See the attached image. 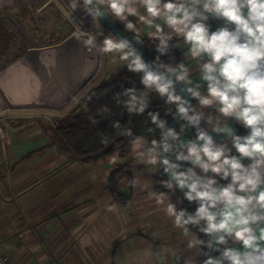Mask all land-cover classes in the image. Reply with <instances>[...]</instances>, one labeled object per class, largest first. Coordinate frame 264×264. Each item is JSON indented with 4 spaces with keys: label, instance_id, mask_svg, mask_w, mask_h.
<instances>
[{
    "label": "clouds",
    "instance_id": "9594fccd",
    "mask_svg": "<svg viewBox=\"0 0 264 264\" xmlns=\"http://www.w3.org/2000/svg\"><path fill=\"white\" fill-rule=\"evenodd\" d=\"M56 2L66 19H72L81 3L94 20L110 14L137 42L143 43V35L158 41L155 51L160 55L169 52L173 37L182 38L187 62L157 64L163 71H156L127 38L109 33L98 45L101 31L93 33L78 25L71 33L87 51L109 54L112 62L121 61L130 72L139 74L142 88H124L115 95V103L129 116L146 112L151 92L174 106V111L168 112L179 118L178 130L159 119L158 113H147L159 130V139L147 141L118 121L112 127L131 138L130 151L139 163L155 170L160 166L167 174L168 178L158 183L168 192L148 195L164 205L166 216L185 238L186 248L206 253L202 264H264V0H68L67 8L60 0ZM210 21H218L220 26L213 30ZM178 46V42L171 45ZM48 55L45 67H54L56 53ZM191 67L198 69L195 84L190 78ZM200 82L205 83V93L200 91ZM176 83L184 85L198 106H185ZM206 108L238 122L247 134H236L229 123L221 124L219 119L214 123ZM103 111L110 109L105 106ZM205 118L212 132L222 134L230 143H218L202 130ZM187 127L195 130V139L181 138ZM101 143L107 145L110 140L102 136ZM117 159L119 154H113L112 162ZM217 178L227 183L221 184ZM138 182V178L129 181L133 186ZM177 190L183 199L195 203L193 211L171 202L170 194ZM113 208L115 205L109 206V210ZM209 249L217 255H209ZM152 255V249L143 253L145 260ZM162 261L158 257L152 264ZM190 264L198 261L193 259Z\"/></svg>",
    "mask_w": 264,
    "mask_h": 264
},
{
    "label": "crops",
    "instance_id": "0c3cea01",
    "mask_svg": "<svg viewBox=\"0 0 264 264\" xmlns=\"http://www.w3.org/2000/svg\"><path fill=\"white\" fill-rule=\"evenodd\" d=\"M210 24L213 30L220 26L218 21ZM173 39L179 43L180 63L187 62L182 38ZM190 78L194 84L199 81L196 67H191ZM200 91L206 92L204 82H200ZM192 106H198L195 99ZM204 111L214 123L219 119L221 124L229 123L236 134H247L238 122L217 116L214 108ZM200 126L216 142L230 143L212 132L206 118ZM145 138L151 141L153 136ZM181 138L195 139L190 127ZM111 157L95 164L72 162L50 146L48 131L40 123L0 119V251L9 264H152L158 257L163 258L162 264H190L193 259L202 264L205 254L186 248L185 238L166 216L164 205L148 195L168 192L153 190L162 187L158 183L162 167L155 170L139 163L131 151L115 162ZM122 163L139 180L125 206L117 205L107 190L108 174ZM127 187L122 179L119 190L126 193ZM170 199L181 206L176 192ZM110 205L115 208L109 210ZM146 249L153 250L149 260L143 257Z\"/></svg>",
    "mask_w": 264,
    "mask_h": 264
},
{
    "label": "rangeland",
    "instance_id": "374dc122",
    "mask_svg": "<svg viewBox=\"0 0 264 264\" xmlns=\"http://www.w3.org/2000/svg\"><path fill=\"white\" fill-rule=\"evenodd\" d=\"M60 3L67 8L68 0H60ZM112 19L123 31L128 32L122 22L116 21L114 17ZM130 19L135 18L130 17ZM0 22L9 28L12 44L10 53L5 56L0 54V119L6 120L7 123L31 120L52 129L59 121L73 116L80 110L79 106L83 98L93 86L111 78L124 67L121 61L112 62L111 55L100 54L99 73H97L99 75H96L94 81L92 80L63 110L12 107L14 103L11 102V98L15 97L21 103V100L27 99L29 95L39 92L37 89H45L41 83L52 76L59 67L64 68L62 57L56 56L55 65L51 68L45 67L49 58L44 62L41 60L46 56L49 57V53L61 52L75 43L77 40L71 33L76 26L79 25L93 33L101 31L102 34L97 37L98 45L103 36L111 32L98 19L88 17L82 4L73 12L72 19H66L56 0H51V3L49 0H0ZM97 24L100 28H97ZM156 58L158 56H155ZM36 60L39 63L33 62L29 66H24L26 62ZM10 73L11 75L6 78ZM120 158L122 157L118 160Z\"/></svg>",
    "mask_w": 264,
    "mask_h": 264
},
{
    "label": "trees",
    "instance_id": "16d2710c",
    "mask_svg": "<svg viewBox=\"0 0 264 264\" xmlns=\"http://www.w3.org/2000/svg\"><path fill=\"white\" fill-rule=\"evenodd\" d=\"M115 23L117 24V22ZM125 33L129 34L128 32ZM10 34L9 28L4 23L0 22L1 56H5L11 51L12 44ZM142 40L144 50L148 57L152 61H155V56H158L159 60L155 61L156 64L163 63L165 65L171 64L175 66L180 63L179 53L176 47H171L172 44L176 43L174 39L170 41V50L165 55H160L155 51V45L158 41H150L148 37L144 36H142ZM133 86L137 89L142 88L139 74L130 72L126 67H123L111 78L102 80L93 86L83 98V102L79 106L80 110L74 113L73 116L59 121L57 126L52 129L41 124L43 130L45 132L48 131L50 146L54 147L56 152L63 154L72 162L95 164L99 161H104L115 153H118L119 157L126 156L130 153L129 141L131 138L122 135L120 129L113 128L112 125L114 122L118 121L122 127L130 128L134 135H142L144 137L153 136V138L159 139V130L155 128V125L151 124L150 117L147 113H158V118L167 121L169 124L173 117L168 112V109L174 111V106L166 104L164 98H161L155 92H151L149 94V105L146 112L142 115L129 116L123 110L122 106L115 103V95L124 88ZM89 97H91V99H89ZM105 106H107L110 111L104 112L103 108ZM149 129L152 130L149 131ZM178 129L179 126L177 127V130ZM102 136H107L110 143L107 145L102 144ZM191 136H195V130L193 128H191ZM185 166L189 165L185 162ZM159 178L160 180L167 178L163 170H161ZM122 179H125L128 186L126 193H122L119 190V183ZM132 179L133 173L125 164L117 165L108 174L107 190L117 205L125 206L130 201L133 185H131L129 181ZM159 189L168 191L163 187H155L153 190ZM175 192L182 197L179 190ZM181 199L182 202L179 208H184L188 211H193L195 209L196 205L194 202L189 203L186 199ZM193 230L196 231L194 228ZM199 235L207 239V237H204L202 234ZM229 246H232L231 242H229ZM216 255L217 253L215 252V256Z\"/></svg>",
    "mask_w": 264,
    "mask_h": 264
},
{
    "label": "bare ground",
    "instance_id": "6f19581e",
    "mask_svg": "<svg viewBox=\"0 0 264 264\" xmlns=\"http://www.w3.org/2000/svg\"><path fill=\"white\" fill-rule=\"evenodd\" d=\"M56 56L63 58L64 68L59 67V70L56 69L47 80L40 81L45 89H37L39 92L29 95L27 99L21 100V103L15 97L11 98V102L14 103L12 107L63 110L92 80L94 81L96 75H99L97 73H99L100 53L95 49L91 52L87 51L79 41L57 52ZM47 58L49 57H44L41 62ZM33 62L39 63L38 60L29 61L24 66H29ZM10 75L11 73L6 78Z\"/></svg>",
    "mask_w": 264,
    "mask_h": 264
},
{
    "label": "water",
    "instance_id": "95a60500",
    "mask_svg": "<svg viewBox=\"0 0 264 264\" xmlns=\"http://www.w3.org/2000/svg\"><path fill=\"white\" fill-rule=\"evenodd\" d=\"M92 7H94V5ZM99 20L101 21V23L104 25V27L107 30H109L112 34H114L118 38H127L128 40H130L132 43V46L137 50L138 53H140L143 60L148 64L150 69H153L156 71H163L162 69L156 68V65H157L155 63L156 59L155 61H152L148 57V55L146 54L144 50L143 43L137 42L131 34H126L124 31H122V29L115 23V21L110 17V15L105 16L101 14V16L99 17ZM175 88L181 94L183 99L187 102L185 106H188V104H192L193 98H191L190 95L185 91V87L182 83H176ZM179 124H180V121H179V118L177 117L175 119L173 118L172 121L168 125L172 127L173 129H177ZM165 176L167 177V174H165ZM207 239H209V237H207ZM208 252H209V255L215 256V252L212 251L211 249H209Z\"/></svg>",
    "mask_w": 264,
    "mask_h": 264
},
{
    "label": "built area",
    "instance_id": "2783aa9c",
    "mask_svg": "<svg viewBox=\"0 0 264 264\" xmlns=\"http://www.w3.org/2000/svg\"><path fill=\"white\" fill-rule=\"evenodd\" d=\"M158 60V58H156ZM0 264H9L8 257L0 251Z\"/></svg>",
    "mask_w": 264,
    "mask_h": 264
}]
</instances>
